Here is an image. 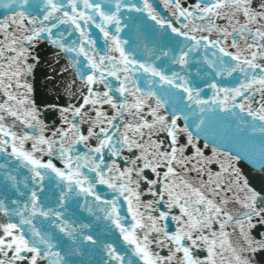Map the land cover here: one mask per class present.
<instances>
[{
  "label": "snow or ice",
  "instance_id": "obj_1",
  "mask_svg": "<svg viewBox=\"0 0 264 264\" xmlns=\"http://www.w3.org/2000/svg\"><path fill=\"white\" fill-rule=\"evenodd\" d=\"M0 13V264H264V0Z\"/></svg>",
  "mask_w": 264,
  "mask_h": 264
},
{
  "label": "water",
  "instance_id": "obj_2",
  "mask_svg": "<svg viewBox=\"0 0 264 264\" xmlns=\"http://www.w3.org/2000/svg\"><path fill=\"white\" fill-rule=\"evenodd\" d=\"M2 14V13H0ZM92 32V38L93 39H97L98 44L102 46L103 44V40L100 37L99 33L95 30V29H91ZM54 50L52 49H48V48H43L40 50V56H41V63L38 66V68L36 69L35 72V79L36 81H38V87L41 90V92L44 91L43 89V85L45 83V74H51L53 71V67L54 65ZM50 63H52L53 67H50ZM61 64H63V61L61 62ZM2 162V161H0Z\"/></svg>",
  "mask_w": 264,
  "mask_h": 264
}]
</instances>
